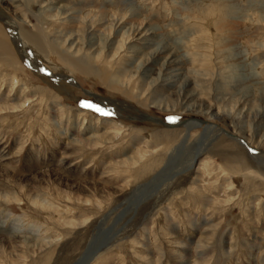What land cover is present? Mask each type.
I'll return each instance as SVG.
<instances>
[{
    "label": "rangeland",
    "instance_id": "1",
    "mask_svg": "<svg viewBox=\"0 0 264 264\" xmlns=\"http://www.w3.org/2000/svg\"><path fill=\"white\" fill-rule=\"evenodd\" d=\"M95 239L89 264H264V0H0V264Z\"/></svg>",
    "mask_w": 264,
    "mask_h": 264
},
{
    "label": "bare ground",
    "instance_id": "2",
    "mask_svg": "<svg viewBox=\"0 0 264 264\" xmlns=\"http://www.w3.org/2000/svg\"><path fill=\"white\" fill-rule=\"evenodd\" d=\"M45 47V46H44ZM35 63V62H34ZM38 65V63H35V65ZM76 65V64H75ZM37 67V66H36ZM39 68H40V66H39ZM78 68V67H77ZM41 70H43L44 71V69H42V67L40 68V71ZM43 73V72H42ZM43 74H45V73H43ZM98 101H100L99 99H98ZM101 103V102H100ZM102 103H103V105L104 104H106V106H108V107H112V106H114V103H112L111 101H109V100H106V99H104V100H102ZM146 116V115H145ZM153 119V118H152ZM153 120H155V119H153ZM199 120V119H198ZM197 120V121H198ZM183 121V120H182ZM196 121V122H197ZM185 120H184V122L182 123L181 122V124H179V126H176V127H181V126H184L185 125ZM196 126V124L195 123H192V124H188V127L189 128H192V127H195ZM168 127V126H167ZM173 128V127H172ZM213 130H214V127H208L205 131V133L202 135V140H201V143L200 144H197V146H196V151L195 152H193V155H192V157L189 159V162H190V167H192L193 165H194V163H195V161L200 157V155L203 153V151L205 150L204 149V146L203 145H206L205 144V142H209L210 140H211V137H212V133H213ZM189 132V131H188ZM190 133V132H189ZM188 133V134H189ZM187 134V135H188ZM187 135H186V138H184V139H186L187 140ZM182 149V148H181ZM166 171V170H165ZM167 173H169V172H167ZM163 174V173H162ZM162 174L160 175V176H158V177H156L155 179L156 180H161V178H162ZM164 174H166V173H164ZM173 174V173H172ZM164 177H167V176H164ZM152 186H158L157 185V183H153V185ZM141 201V200H140ZM96 240L97 239H95V241L93 242V243H91V245L89 246V248H88V250L86 251V253L81 257V259H80V261L78 262V264H89V263H91V261H92V256H94V252H95V250L96 249H98L99 248V246H100V243L99 242H96Z\"/></svg>",
    "mask_w": 264,
    "mask_h": 264
},
{
    "label": "snow or ice",
    "instance_id": "3",
    "mask_svg": "<svg viewBox=\"0 0 264 264\" xmlns=\"http://www.w3.org/2000/svg\"><path fill=\"white\" fill-rule=\"evenodd\" d=\"M81 107L92 109L102 116H111L112 115V113L110 111H106L103 108H101L99 105H95V104L88 102V101H82ZM169 119L174 120L175 118L170 117Z\"/></svg>",
    "mask_w": 264,
    "mask_h": 264
},
{
    "label": "water",
    "instance_id": "4",
    "mask_svg": "<svg viewBox=\"0 0 264 264\" xmlns=\"http://www.w3.org/2000/svg\"><path fill=\"white\" fill-rule=\"evenodd\" d=\"M148 117V116H147ZM146 116H144V117H141L140 119L141 120H147L148 118H147ZM127 118H130V119H135V118H139V117H127ZM155 120H153L152 118H150V120L152 119L153 121H157V122H159V123H161L162 125H164L165 127L166 126H168V127H176V126H179V124H181V122L183 123L184 121H181V122H173V121H163L162 119H160V118H156V117H153ZM197 119H199V118H197ZM196 119V120H197Z\"/></svg>",
    "mask_w": 264,
    "mask_h": 264
}]
</instances>
